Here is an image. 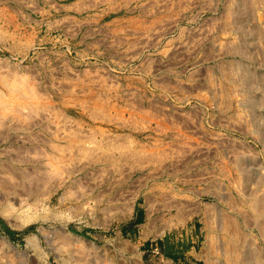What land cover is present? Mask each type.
<instances>
[{
    "label": "rangeland",
    "instance_id": "rangeland-1",
    "mask_svg": "<svg viewBox=\"0 0 264 264\" xmlns=\"http://www.w3.org/2000/svg\"><path fill=\"white\" fill-rule=\"evenodd\" d=\"M262 30L264 0H0V264H232V222L264 262Z\"/></svg>",
    "mask_w": 264,
    "mask_h": 264
},
{
    "label": "bare ground",
    "instance_id": "bare-ground-1",
    "mask_svg": "<svg viewBox=\"0 0 264 264\" xmlns=\"http://www.w3.org/2000/svg\"><path fill=\"white\" fill-rule=\"evenodd\" d=\"M240 1V0H239ZM249 1V0H248ZM250 3V2H249ZM254 3V2H253ZM258 3V2H257ZM247 4V3H246ZM246 4H244V5H246ZM247 6H248V4H247ZM242 7H243V5H242ZM241 7V8H242ZM245 7V6H244ZM246 8V7H245ZM253 8H255V7H253ZM250 9V8H249ZM251 10V9H250ZM255 10V9H254ZM245 11H247V14H249L250 12H248L249 10L247 9V10H245ZM252 11V10H251ZM233 13V12H232ZM245 13V12H244ZM243 14V13H242ZM246 14V15H247ZM234 15V14H233ZM237 15V14H236ZM243 15H245V14H243ZM245 15V16H246ZM237 17V16H236ZM240 17V16H239ZM242 17V16H241ZM247 17H248V15H247ZM234 19V18H233ZM243 19V18H242ZM234 21V20H233ZM239 21H241V20H239ZM236 24V23H235ZM239 24V23H238ZM241 24V23H240ZM259 37H261L263 40H264V32H263V30L262 31H260L259 32ZM249 70V69H248ZM250 72V71H249ZM249 74V73H248ZM252 75V74H251ZM248 76V75H247ZM253 76V75H252ZM251 77V76H250ZM249 77V78H250ZM254 77V76H253ZM250 79H252V78H250ZM14 101V100H13ZM242 168V170L244 169V167H241ZM241 170V171H242ZM249 179H251L250 178V175H249V173H246V174H244V182H247V181H250ZM243 180V179H242ZM246 184V183H245ZM252 184V183H251ZM250 184V185H251ZM253 185V184H252ZM248 187H249V184L247 185ZM247 186L245 187V188H247ZM256 188V187H255ZM11 190H13V189H11ZM13 191H9L8 193H12ZM256 193H257V191H255ZM256 193H254V196L253 195H251L252 197H251V199H252V201H253V204H254V210H256L255 212H257V214H258V217H257V219H256V227H258L259 228V232H261V234L264 236V199H263V197H261V195H259V194H256ZM231 201V200H230ZM251 201V200H250ZM229 202V201H228ZM250 203H252V202H250ZM221 215V214H220ZM222 216H223V214H222ZM220 217L221 216H219L218 218H219V220H220ZM222 219H223V217H222ZM225 219V218H224ZM224 219H223V221H224ZM229 219V218H228ZM228 219H225V220H228ZM209 220V219H208ZM233 220V219H232ZM231 220V221H232ZM221 221V220H220ZM222 222V221H221ZM226 222H224V224H225ZM230 223V222H229ZM233 223V222H232ZM232 223L229 225V227H227L226 229H225V231L227 232V234H228V237L227 238H225L226 240H227V247H224V250H222L223 252V255L226 257V258H228V261L230 262V263H232V264H264V262L262 261V258H258L257 256H256V259H255V261L253 262V261H251L250 259H249V255L248 254H250L249 253V251H248V253H247V251H244L243 249H241L242 247H240L241 245H244V244H241L240 246L236 243V240H237V238L238 239H240L238 236H239V230L237 229V227H239V225L236 227V226H233L232 227ZM236 225H237V223L236 222H234ZM15 224V223H14ZM222 225H224L223 223H221ZM211 225V224H210ZM220 225V224H219ZM221 225V226H222ZM227 226H228V224H226ZM15 226H18V225H15ZM222 227H224V226H222ZM222 227H221V229H222ZM225 228V227H224ZM223 228V229H224ZM229 228V229H228ZM216 229V228H215ZM222 231V230H221ZM224 231V230H223ZM240 231H242V230H240ZM242 233V232H241ZM243 235H244V233H243ZM209 236V235H208ZM263 236H262V238H263ZM62 237V236H61ZM69 236H66V239L68 238ZM224 237V236H223ZM226 237V236H225ZM34 238V237H33ZM32 238V239H33ZM36 238V237H35ZM70 238V237H69ZM72 239V238H71ZM223 239V238H222ZM225 239H223V240H225ZM264 239V238H263ZM36 240V239H35ZM63 240H64V238H63ZM68 240V239H67ZM73 240V239H72ZM215 241V240H214ZM217 241V240H216ZM239 240H237V242H238ZM221 243V242H220ZM56 245V244H55ZM209 245V244H208ZM245 245H247V242H246V244ZM220 246V245H219ZM222 246H223V244H222ZM225 246V245H224ZM248 246V245H247ZM249 247H251V246H249ZM61 248V247H60ZM218 248V247H217ZM219 248H221V246L219 247ZM246 248V247H245ZM248 248V247H247ZM252 248V247H251ZM53 250H55V253L57 254L58 252L57 251H60L59 250V248H52ZM222 249V248H221ZM220 249V250H221ZM251 250V249H250ZM253 250H254V247H253ZM69 251V250H68ZM252 251V250H251ZM70 252H72V251H69L68 253H70ZM60 253V252H59ZM63 253V252H62ZM67 254V253H66ZM58 255V254H57ZM250 255H252V254H250ZM256 255H257V253H256ZM69 256V255H68ZM253 256V255H252ZM251 256V257H252ZM258 256H259V254H258ZM66 257V256H65ZM74 257V256H73ZM254 257V256H253ZM69 259V258H68ZM217 260V259H216ZM263 260H264V258H263ZM217 262V261H216ZM216 262H214V264L216 263ZM207 263V262H206ZM209 263H212L213 264V261L211 260V259H209Z\"/></svg>",
    "mask_w": 264,
    "mask_h": 264
}]
</instances>
